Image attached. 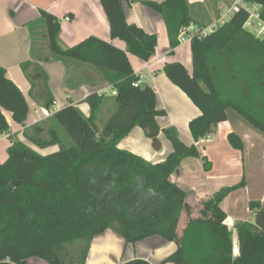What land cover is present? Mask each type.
Here are the masks:
<instances>
[{
  "label": "trees",
  "instance_id": "trees-1",
  "mask_svg": "<svg viewBox=\"0 0 264 264\" xmlns=\"http://www.w3.org/2000/svg\"><path fill=\"white\" fill-rule=\"evenodd\" d=\"M106 16L111 39L125 44L122 51L108 42L88 37L66 48L59 42L60 21L40 10L39 21L45 27L48 47L39 49L32 42L31 61L20 64L30 84V97L43 109H53L54 98L48 76L41 64L68 61L91 66L110 86L115 110L100 128L95 114L106 96L92 93L85 103L90 115L84 116L71 101L53 112V122L72 142L63 145L57 130L48 140H33L39 149L53 145L58 151L40 155L10 135L2 110L24 125L28 106L20 90L0 68V135L11 142L7 159L0 165V264H86L93 239L112 231L126 244L158 237L176 246L161 264H264V207L250 201L252 222L233 225L238 242L234 255L232 229L225 225L226 214L220 208L232 192L245 187V178L224 187L200 202L196 217L187 219L182 234L178 224L188 193L171 181L183 160L209 162L197 144L210 131L228 119L231 111L249 127L264 135V37L247 30L246 10L238 8L224 24L205 34L195 25L184 0H165L161 4L144 3L158 13L166 27L171 55L180 44V32L191 25L197 28L190 40L192 73L180 63H166L163 73L199 110L189 122L194 143H182L174 128L161 129L158 118L165 112L156 107L154 91L139 80L127 54L147 62L155 53L157 37L146 34L125 20L123 4L129 0H99ZM259 8L264 23V0H243ZM68 18V17H67ZM35 23L27 26L32 29ZM145 85V89L141 86ZM140 128L155 151L161 148L163 133L172 146L164 161L156 164L118 148L119 142L134 128ZM228 143L243 151V143L233 132ZM16 183L12 192L7 187ZM120 264H150L133 259Z\"/></svg>",
  "mask_w": 264,
  "mask_h": 264
},
{
  "label": "crops",
  "instance_id": "crops-1",
  "mask_svg": "<svg viewBox=\"0 0 264 264\" xmlns=\"http://www.w3.org/2000/svg\"><path fill=\"white\" fill-rule=\"evenodd\" d=\"M129 1L123 4L127 24L136 25L146 34L157 37L155 53L149 61L142 62L127 54L129 63L142 84L154 91L157 109L165 112V117L157 119L159 127L161 129L174 128L178 133L179 140L190 146L194 141L188 125L191 120L199 116L200 112L162 71L166 63H180L191 74L190 43H180L169 55V41L163 19L144 4H161L165 0ZM184 1L188 6L193 23L202 26L205 31H209L230 19L233 14V6L237 0ZM252 7L259 10L257 6ZM40 10L55 16L60 21L59 42L63 47H73L88 37H95L108 42L122 51H125V44L118 39H111L109 25L99 0H0V68L5 70L7 79L20 90L28 106V114L23 126L16 124L9 112L2 110V113L9 126L10 135L40 155H48L58 151L59 147L53 145L39 149L33 140H48V133L50 130L57 129L56 124L51 117L42 120L41 110L43 107L30 97V84L20 68L21 63L31 61L32 42H35L38 48L42 50L48 47L45 27L39 21ZM67 17L69 18L68 21L65 20ZM32 22L35 24L32 29H29L27 24ZM41 66L48 76V87L54 98L51 115L67 106L68 102L71 101L84 116L88 117L90 108L85 103L86 98L92 93L104 94L107 97L110 91V86L91 66L70 61L66 65L61 62H45ZM103 104L95 114V123L98 128L104 123V117L100 115L102 112L105 114L103 109L107 107L105 106L107 104ZM228 121L229 115L225 123L217 125L214 129L217 137L223 134L219 127H224ZM235 122L237 123L239 120H235ZM158 139L161 148L155 151L144 132L136 127L119 142L118 148L156 164L164 161L172 152V146L163 133L159 134ZM60 140L62 139L60 138ZM241 141L244 144L243 158H238L237 150L228 141H213L204 148L206 160L209 162L208 170L203 167L201 159L187 158L182 161L179 171L171 176V181L188 193L185 201L186 211L182 213L178 224L179 236L186 226L187 219L197 216L195 213H198L201 201L221 188L233 186H224L223 181L225 179L234 177V180H238L240 177H244L243 172L249 173L248 168L246 170L247 164L249 166L253 162L249 161L248 153L255 150L259 144V146H263L264 140H248V143L247 140ZM10 144L8 134H1L0 165L7 159V149ZM213 183L218 184V187L212 189ZM246 188L245 181V187L230 193L220 204V208L226 214L225 225L233 232L235 256L239 252L236 231L233 229L234 223L253 221V214L248 209L250 201H257L261 207H264V191H261L248 199L246 210H239L238 202L234 196ZM189 198L192 199L191 203ZM185 215L187 216L184 220ZM175 249V244L164 242L158 237L148 238L136 244H126L121 237L112 231H105L93 239L86 264H120L133 259H143L150 264H161L162 260ZM28 264L45 263L39 260H30Z\"/></svg>",
  "mask_w": 264,
  "mask_h": 264
},
{
  "label": "rangeland",
  "instance_id": "rangeland-1",
  "mask_svg": "<svg viewBox=\"0 0 264 264\" xmlns=\"http://www.w3.org/2000/svg\"><path fill=\"white\" fill-rule=\"evenodd\" d=\"M113 97L114 96L111 93H108L106 100L104 102L105 104H107V105H105L107 107L106 108L104 107V109H103L105 111V114H103V112H102V114L100 115L101 117H104L103 118L104 122L110 117V115L115 110V103H114ZM228 115H229L228 123H226V125L224 127H219L220 130L223 131L222 132L223 134L221 136L217 137V133L214 132L208 136L209 139H207V137H205L204 139H201V141H199L198 147H199L202 155L205 158H206V156H205V149L204 148L209 146L208 145L209 142H213V141L217 142L220 140L222 142H225V141L229 140L227 138V136L231 132H233L237 137H239L240 140H247V143H248V140H264V135L253 130L244 121L239 119V117L237 115H235L233 112L229 111ZM235 120H239V122L236 123ZM55 126L57 128L56 130L58 131L59 137L62 139L61 142L63 143V145H66L67 147L71 146L72 142L67 137L65 132L61 128H59L57 125H55ZM259 145L257 146V148L255 150L248 153L249 154V157H248L249 161L253 162L252 165H249L250 166L249 167L248 164L245 162L247 164L246 170L248 168L249 173L243 172L242 175L245 178L247 188L244 191H240V192L236 193V195L234 196V198H236V201L238 202V205H239L238 207H239L240 211L246 210V202L248 201L249 198L252 197L253 194H257L261 191H264V155H263L264 154V144H262L263 146H259ZM243 147H244V144H243ZM223 153H225V151H223ZM261 153H263V154H261ZM236 155L238 156V158H241V157L243 158L242 152L239 150L236 151ZM240 179H241V177H240ZM240 179L234 180V177H228L227 179H225L223 181V184H224V186L234 185L238 181H240ZM203 184L205 185V182H203ZM218 184H219V182H218ZM218 184L213 183L212 189L217 188ZM188 200L191 203L192 199L189 198ZM196 215H197V212L195 213V216ZM186 216L187 215L184 216V220L186 219ZM33 261H35V260H33Z\"/></svg>",
  "mask_w": 264,
  "mask_h": 264
},
{
  "label": "built area",
  "instance_id": "built-area-1",
  "mask_svg": "<svg viewBox=\"0 0 264 264\" xmlns=\"http://www.w3.org/2000/svg\"><path fill=\"white\" fill-rule=\"evenodd\" d=\"M238 8H242V9L246 10V12L248 14V18L244 24V27L247 30L252 31L257 36L264 37V23L261 21V19L259 17V11L257 9H254L251 6L244 4L243 0H237L235 2L234 6H233V11H235ZM65 20L68 21L69 18H66ZM196 31H197V28L193 25H191L188 28L182 29L180 32V36H179L180 43L190 42L192 33L196 32ZM206 32H208V31L203 30L202 34H205ZM141 84H142V81L138 80L136 83L133 84V86L138 87ZM108 93L115 95L114 91H109ZM35 113H36V111H35ZM41 114H42V120L47 119L51 116L50 111H47L45 109L41 110ZM207 139H209V137H207Z\"/></svg>",
  "mask_w": 264,
  "mask_h": 264
},
{
  "label": "water",
  "instance_id": "water-1",
  "mask_svg": "<svg viewBox=\"0 0 264 264\" xmlns=\"http://www.w3.org/2000/svg\"><path fill=\"white\" fill-rule=\"evenodd\" d=\"M145 85H142L141 86V88L142 89H145ZM212 130L210 131V134H212ZM15 186H16V183H14V182H12V183H10L9 185H8V187H7V189H8V191H10V192H12L13 190H14V188H15Z\"/></svg>",
  "mask_w": 264,
  "mask_h": 264
}]
</instances>
